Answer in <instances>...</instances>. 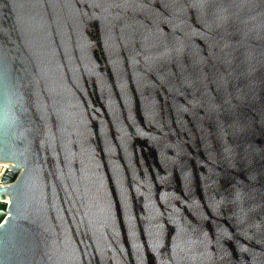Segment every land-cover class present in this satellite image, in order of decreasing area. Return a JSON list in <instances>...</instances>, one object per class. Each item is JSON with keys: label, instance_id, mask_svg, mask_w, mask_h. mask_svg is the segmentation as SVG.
Wrapping results in <instances>:
<instances>
[{"label": "water", "instance_id": "water-1", "mask_svg": "<svg viewBox=\"0 0 264 264\" xmlns=\"http://www.w3.org/2000/svg\"><path fill=\"white\" fill-rule=\"evenodd\" d=\"M0 264H264V0H0Z\"/></svg>", "mask_w": 264, "mask_h": 264}, {"label": "built area", "instance_id": "built-area-1", "mask_svg": "<svg viewBox=\"0 0 264 264\" xmlns=\"http://www.w3.org/2000/svg\"><path fill=\"white\" fill-rule=\"evenodd\" d=\"M8 165H10L9 162L0 161V177H1L2 173L4 172L5 168H7ZM1 186H2V184L0 183V187Z\"/></svg>", "mask_w": 264, "mask_h": 264}]
</instances>
